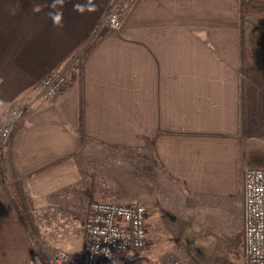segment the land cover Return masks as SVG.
Wrapping results in <instances>:
<instances>
[{"label": "crops", "instance_id": "crops-1", "mask_svg": "<svg viewBox=\"0 0 264 264\" xmlns=\"http://www.w3.org/2000/svg\"><path fill=\"white\" fill-rule=\"evenodd\" d=\"M111 1L0 0V125L34 97L13 143L33 209L61 194L90 200L86 157H98V193L124 186L142 200L148 234L179 224L188 235L200 217L231 226L240 204L245 215L246 168H264V157H247L241 127L240 1L134 0L123 28L105 29L79 71L72 55ZM247 44L259 61L264 18L249 19ZM60 67L69 83L43 103L35 92ZM11 215L28 233L0 179V226Z\"/></svg>", "mask_w": 264, "mask_h": 264}, {"label": "rangeland", "instance_id": "rangeland-1", "mask_svg": "<svg viewBox=\"0 0 264 264\" xmlns=\"http://www.w3.org/2000/svg\"><path fill=\"white\" fill-rule=\"evenodd\" d=\"M123 28V27H122ZM264 145V141L258 142ZM89 166V175L94 177L98 184V157H86ZM88 169V167H87ZM110 172V171H108ZM90 178V176H89ZM115 179V178H114ZM106 184L111 183L110 178L104 179ZM89 182L90 179H89ZM117 183V179H115ZM103 190H111L105 186ZM115 192L98 193L96 198L88 200L87 192L71 195L70 198L61 194L56 197L57 201L42 203L34 210L38 222L42 227L41 240L34 242L31 236L16 225L13 216L11 223L6 219V226H0V264H38V259L31 252L35 246L42 249L49 260L53 252L62 250L72 255L83 256L87 247L85 232V218L92 202L99 200H111L126 204L142 200L131 199L133 195H127L124 186H118ZM85 194V195H83ZM130 201H120L122 198ZM55 199V197H54ZM37 206V205H36ZM238 214L234 216L231 226L210 224V219L201 217L200 223L190 226L189 234L183 233L182 225L155 226L150 234L147 233L145 245L140 250H132L127 253V259L140 258L142 263L150 259H156L161 264H227L242 263L243 260V235L241 225L245 217L242 205L238 207ZM198 212H201L198 210ZM8 213V212H7ZM205 213L202 211L200 214ZM169 226V227H166ZM151 242V245H150ZM232 252L228 253V248ZM30 257V260H29ZM29 260V261H28Z\"/></svg>", "mask_w": 264, "mask_h": 264}, {"label": "built area", "instance_id": "built-area-1", "mask_svg": "<svg viewBox=\"0 0 264 264\" xmlns=\"http://www.w3.org/2000/svg\"><path fill=\"white\" fill-rule=\"evenodd\" d=\"M133 2L134 0H119L106 15L103 27L113 32L120 31L132 10ZM68 83L67 69L60 67L40 82L39 92L36 91L35 94H39L43 103H50L59 97ZM33 101V96H27L6 111L0 125V159L16 125ZM244 202L243 260L242 263L227 264H264V168H246ZM148 217V207L139 201L126 204L92 202L85 221L87 247L84 255L75 257L58 250L52 253L50 264H161L156 259L147 260L145 263L139 257L134 260L127 259L128 252L140 250L145 245Z\"/></svg>", "mask_w": 264, "mask_h": 264}, {"label": "trees", "instance_id": "trees-1", "mask_svg": "<svg viewBox=\"0 0 264 264\" xmlns=\"http://www.w3.org/2000/svg\"><path fill=\"white\" fill-rule=\"evenodd\" d=\"M119 0H112L105 12L107 15ZM240 1V54L242 59V89H241V127L243 135L251 141L248 156L252 159L264 157V145L256 144L255 141H264V54L257 61L250 56L247 44L248 22L250 18H264V0H239ZM104 29V30H101ZM103 23L98 25L96 32L92 33L88 39L76 49V54L72 55L76 61L77 70H81V65L90 48L93 47L105 34ZM18 126L11 136L5 149L3 157L0 159V179L12 198L16 211L18 212L22 224L30 234L34 242L41 240L42 227L38 222L34 212L32 201L26 189L25 182L20 180L15 171L13 143ZM82 130V129H80ZM80 135L82 132L80 131ZM254 157V158H253ZM264 167V166H263ZM97 180L91 178V197L97 195ZM174 219V218H173ZM175 220V219H174ZM243 235V234H242ZM244 237V235H243ZM243 242L245 240L243 239ZM245 243H243V252ZM232 247L228 248V253L232 252ZM33 255L38 259V264H50L46 253L35 246Z\"/></svg>", "mask_w": 264, "mask_h": 264}]
</instances>
